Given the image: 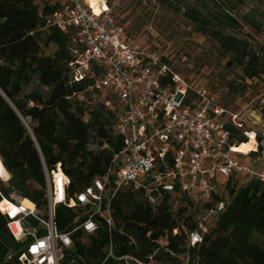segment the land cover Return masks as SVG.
<instances>
[{
	"label": "trees",
	"instance_id": "obj_1",
	"mask_svg": "<svg viewBox=\"0 0 264 264\" xmlns=\"http://www.w3.org/2000/svg\"><path fill=\"white\" fill-rule=\"evenodd\" d=\"M62 2L0 0V163L10 175L8 182L0 178V202L16 195L43 212L48 204L45 166L53 170L60 165L71 181L70 192L76 193L104 175L123 146L115 131V110L104 103L111 99L116 106L115 97L103 92L94 103L87 92L94 77L72 79L68 64L77 43L75 29L63 33L47 27ZM214 5L205 9L190 4L175 11L195 32L218 44L226 68L239 69L243 81H264L263 25L248 16L239 21L238 4L230 0ZM250 40L259 42L257 49ZM51 46L52 54L47 52ZM230 131L232 142H248L241 131ZM222 201L227 206L214 227L202 243L191 245L188 234L197 229L201 212L187 194L164 193L151 205L143 190L120 191L113 203L111 232L104 226L92 235L77 231L61 264H102L110 243L117 257L130 255L152 264H264V247L253 241L254 233L264 236V181L244 185L241 177L220 178L212 202L204 207ZM74 218L71 210L57 206L59 229H67ZM6 223L0 213V264H20L25 244L14 239Z\"/></svg>",
	"mask_w": 264,
	"mask_h": 264
},
{
	"label": "built area",
	"instance_id": "obj_2",
	"mask_svg": "<svg viewBox=\"0 0 264 264\" xmlns=\"http://www.w3.org/2000/svg\"><path fill=\"white\" fill-rule=\"evenodd\" d=\"M99 6L96 12L88 0H63L47 27L63 33L75 29L77 43L68 64L72 79L82 82L94 77L87 89L94 103L103 92L115 97L116 106L111 99L104 103L115 110V131L123 146L107 172L76 193L70 192L71 181L60 165L53 170L45 166L48 204L44 212L32 202L33 207L25 206L16 195L0 202L6 227L17 242L25 244L20 264H61L66 250L73 249L77 231L92 235L104 226L111 232L114 199L129 188L145 191L151 205L164 193L187 194L201 212L197 229L188 238L191 245L200 244L227 206L222 201L204 207L212 202L220 178L241 177L244 185L264 181V133L248 130L241 111L220 105L204 86L190 83L165 58L143 48L114 23L107 0H100ZM231 127L248 142L253 138L254 148L248 154L236 151ZM242 156L251 160L244 163ZM5 172L7 178H0L8 182L10 175ZM59 205L75 214L65 230L55 221ZM108 260L152 264L130 255L117 257L111 243L102 264Z\"/></svg>",
	"mask_w": 264,
	"mask_h": 264
},
{
	"label": "rangeland",
	"instance_id": "obj_3",
	"mask_svg": "<svg viewBox=\"0 0 264 264\" xmlns=\"http://www.w3.org/2000/svg\"><path fill=\"white\" fill-rule=\"evenodd\" d=\"M215 1L169 0L166 4L163 0H107V3L115 24L122 26L143 48L165 58L190 83L204 86L220 105L233 112L241 111L247 129L260 135L264 133V81H243L239 69L226 68L227 58L220 54L218 44L195 32L193 25L175 11L190 4L212 9ZM230 1L238 4L239 21L248 16L263 25L260 37L264 40V4L259 0ZM238 35L244 38L242 32ZM250 42L254 49L258 48L259 42ZM54 50L51 46L47 52L52 54ZM30 90L26 88L25 92ZM11 91L13 96L18 95L16 90ZM243 159L248 163L251 156ZM14 198L19 200L18 196ZM253 241L264 247V236L254 233Z\"/></svg>",
	"mask_w": 264,
	"mask_h": 264
},
{
	"label": "bare ground",
	"instance_id": "obj_4",
	"mask_svg": "<svg viewBox=\"0 0 264 264\" xmlns=\"http://www.w3.org/2000/svg\"><path fill=\"white\" fill-rule=\"evenodd\" d=\"M99 1L100 0H88V2H90V4L93 6V8L95 9L96 12H100L101 8L99 6ZM236 151L237 152H240L242 154H248L250 151L253 150V138H252V142H246V143H243L241 145H238L236 147ZM0 176L4 179L7 178V175H6V172H5V169L2 167L1 163H0ZM23 204L25 206H28V207H33L32 206V203L27 200V199H23Z\"/></svg>",
	"mask_w": 264,
	"mask_h": 264
}]
</instances>
